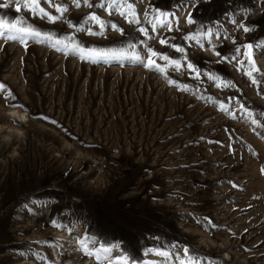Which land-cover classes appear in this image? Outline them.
I'll return each mask as SVG.
<instances>
[{
  "label": "rangeland",
  "instance_id": "rangeland-1",
  "mask_svg": "<svg viewBox=\"0 0 264 264\" xmlns=\"http://www.w3.org/2000/svg\"><path fill=\"white\" fill-rule=\"evenodd\" d=\"M25 2L0 0V20L182 67L0 36V264H264V0L41 2L55 22Z\"/></svg>",
  "mask_w": 264,
  "mask_h": 264
},
{
  "label": "snow or ice",
  "instance_id": "snow-or-ice-1",
  "mask_svg": "<svg viewBox=\"0 0 264 264\" xmlns=\"http://www.w3.org/2000/svg\"><path fill=\"white\" fill-rule=\"evenodd\" d=\"M41 2H47L50 5H52V7H54L55 9V12L60 14V16H62L67 11V9L62 7L60 3L52 4V0H30V2L24 3V7L28 8L33 13L39 14L42 17L55 22L59 17L57 15H52L49 12H46L44 8L39 7V4ZM72 3L76 7H81V0H72ZM83 4L87 5L89 8H93L97 6L94 3H89L88 0H83ZM7 6H8L7 4L0 5V7H7ZM99 7L110 11L112 9L120 8L121 4H120V0H111L110 3H101ZM123 7L127 8V12L121 11L120 14L122 16H125L126 18L128 15H131L132 20H130L129 23H132L133 21H135L138 24L139 20L136 19V14L133 9L132 3H127L123 5ZM16 11L17 12L21 11L20 0H16ZM87 19L90 21H94L96 24L100 26L101 29L104 28V22L100 19V17H98L94 13L90 14ZM186 19L188 23H193L190 14H186ZM22 24H23L22 20H14L12 22H9L7 20H0V36H3L4 38L13 40V41L18 40L21 43H25L29 39L36 40L41 43L48 42L57 51L71 52L72 54L78 55L80 59L90 61L92 63H101V62L109 63L112 61L119 62L121 60H129L130 62L142 63L145 67L154 68L161 73H165L166 68L162 67L160 64L156 62V59H154L158 57L159 59L165 61L168 66L176 70H180L182 67L180 60L170 59L168 55L158 53L156 50H154L151 47L147 48V61L145 62L139 53L135 51H129L130 49L134 50L136 48V45L132 43H129L127 48H119V49L89 48V47L82 46L81 44L76 43L74 37L54 39L51 34L41 33L39 30H36L32 28L31 26H18ZM166 26L169 27V29L171 30L170 25H166ZM69 27H74V25L69 24ZM111 27L118 31H122L121 29H117L115 24L111 25ZM241 27L243 28L245 32L249 30L248 27L244 25H241ZM155 29H156V24L154 23L152 24V31L154 32ZM139 31L143 33L144 36L146 37L149 35L148 30L143 27H141ZM88 32L90 35H97V34L102 35V32L96 33V32H92L91 30H88ZM203 35L210 38L212 36V31L209 29ZM186 38L193 39L194 37H186ZM197 42L199 43V41ZM159 43L161 45H167L168 40L166 38L159 39ZM170 46L174 47L176 52H179V53L184 52V48L182 47H178L175 45H170ZM246 47L248 49L249 58H251V51H252L253 46L251 44H248ZM237 51H239V49H237ZM217 55H220V54L217 53ZM186 67L187 69L192 70L193 72H196V70L193 68V65L191 63H187ZM196 75L199 76L200 73L196 72ZM248 75H252V72H249ZM209 79L216 80L217 87H220L222 85L224 87L228 86L227 84H224L222 81H220L218 77L210 76ZM169 83L174 84L175 81L170 80ZM253 83H255V81H253ZM0 87H3V86L0 85ZM221 108L223 109L224 106L221 105ZM253 123H256V121H253ZM261 171L264 172V169H262ZM234 187L236 186L234 185ZM104 251L108 252V251H111V249L105 248ZM183 251L185 255L188 254V249H184ZM157 254L161 256H165V257L168 255V253L166 252H160ZM124 264H127L126 257L124 258ZM189 264H196V261L190 260Z\"/></svg>",
  "mask_w": 264,
  "mask_h": 264
}]
</instances>
